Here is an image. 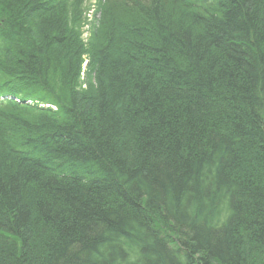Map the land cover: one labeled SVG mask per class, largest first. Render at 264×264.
Instances as JSON below:
<instances>
[{"label": "trees", "instance_id": "16d2710c", "mask_svg": "<svg viewBox=\"0 0 264 264\" xmlns=\"http://www.w3.org/2000/svg\"><path fill=\"white\" fill-rule=\"evenodd\" d=\"M0 264H264V0H0Z\"/></svg>", "mask_w": 264, "mask_h": 264}, {"label": "rangeland", "instance_id": "374dc122", "mask_svg": "<svg viewBox=\"0 0 264 264\" xmlns=\"http://www.w3.org/2000/svg\"><path fill=\"white\" fill-rule=\"evenodd\" d=\"M91 3L95 2V0H90ZM91 11H89V14L87 15L88 19H91ZM90 25L87 23L86 25L83 26L82 28V37L87 40V38H89L90 36Z\"/></svg>", "mask_w": 264, "mask_h": 264}]
</instances>
